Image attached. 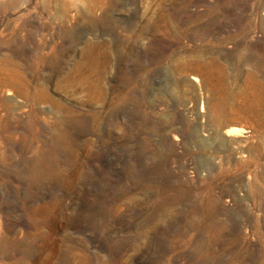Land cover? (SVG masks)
Segmentation results:
<instances>
[{
	"label": "rangeland",
	"instance_id": "374dc122",
	"mask_svg": "<svg viewBox=\"0 0 264 264\" xmlns=\"http://www.w3.org/2000/svg\"><path fill=\"white\" fill-rule=\"evenodd\" d=\"M256 81L264 0H0V264H264Z\"/></svg>",
	"mask_w": 264,
	"mask_h": 264
},
{
	"label": "bare ground",
	"instance_id": "6f19581e",
	"mask_svg": "<svg viewBox=\"0 0 264 264\" xmlns=\"http://www.w3.org/2000/svg\"><path fill=\"white\" fill-rule=\"evenodd\" d=\"M227 72H226V70L224 69V78H227ZM197 80H195V82H196ZM255 85L259 88V90L262 92L263 91V88H262V86H261V84L260 83H258L257 81L255 82ZM263 93H264V91H263ZM225 135H231L230 133H228L227 132V134L225 133Z\"/></svg>",
	"mask_w": 264,
	"mask_h": 264
}]
</instances>
